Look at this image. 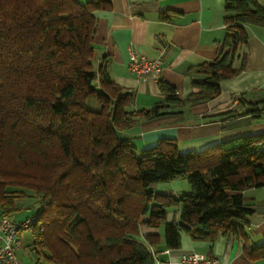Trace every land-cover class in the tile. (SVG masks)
Wrapping results in <instances>:
<instances>
[{
  "label": "trees",
  "instance_id": "obj_1",
  "mask_svg": "<svg viewBox=\"0 0 264 264\" xmlns=\"http://www.w3.org/2000/svg\"><path fill=\"white\" fill-rule=\"evenodd\" d=\"M108 0H0V216L35 200L39 227L33 249L46 264H157V234L134 237L140 224H163L165 246L237 236L251 259H264V241L245 243L242 191L264 185V134L231 138L203 150L178 153L161 139L137 151L117 136L164 104L132 110V93L94 66L96 17ZM164 20L167 15L162 16ZM226 36L214 61L200 66L198 91L180 100L159 79L166 103L196 104L219 94L220 82L246 68L233 60L246 44L244 25L264 27L256 0H226ZM95 97L99 108H87ZM247 112L258 114L257 103ZM238 111L222 116L234 118ZM186 177L190 190L156 193L151 185ZM181 206L178 222L166 209Z\"/></svg>",
  "mask_w": 264,
  "mask_h": 264
},
{
  "label": "crops",
  "instance_id": "obj_2",
  "mask_svg": "<svg viewBox=\"0 0 264 264\" xmlns=\"http://www.w3.org/2000/svg\"><path fill=\"white\" fill-rule=\"evenodd\" d=\"M85 3L88 0H75ZM109 9L94 12L95 69L103 62L113 82L132 93L130 109H150L164 104L159 114L139 116L128 128L118 129L117 136L129 141L137 151L154 146L161 139H173L178 153L203 150L222 141L249 134H264V27L244 25L246 44L233 60L239 69L243 56L246 68L220 82L219 94L196 104L166 103L159 79L174 87L180 100L185 101L198 91L194 83L205 75L200 66L216 59L226 36L224 4L226 0H108ZM264 7V0H256ZM166 14L167 19L162 16ZM147 58H154L164 48L159 79L147 77L138 80L130 72L128 47ZM249 103H257L258 114L247 112ZM238 111L234 118L222 116L227 111ZM156 193L180 194L190 190L186 177L151 185ZM244 203L250 212L246 215L245 243L249 247L264 241V185L242 191ZM29 200V203H28ZM20 203V210L36 207L28 197ZM37 209V207L35 208ZM19 210V211H20ZM17 213V212H16ZM13 213L11 218L22 220L33 214ZM181 206L166 209L165 222H178ZM1 217V216H0ZM32 231V230H31ZM157 234L153 246L157 264H179L180 256L199 252L219 259L220 264H264V259H251L243 252L244 241L237 236H218L214 241L194 240L180 233V247L165 246L163 224L152 227L140 224L134 237L145 241L146 235ZM24 231L20 234V260L24 264H46L37 252L22 249ZM18 256V255H17ZM27 259V261H24Z\"/></svg>",
  "mask_w": 264,
  "mask_h": 264
},
{
  "label": "built area",
  "instance_id": "obj_3",
  "mask_svg": "<svg viewBox=\"0 0 264 264\" xmlns=\"http://www.w3.org/2000/svg\"><path fill=\"white\" fill-rule=\"evenodd\" d=\"M128 54V67L136 79L143 80L147 77L159 79L164 48L154 58L137 54L131 46L128 47ZM36 227L40 228L37 215L34 213L22 220L9 216L0 217V264H24L17 256V249L21 246L19 237L26 229L32 230ZM179 264H220V261L203 253L187 252L180 256Z\"/></svg>",
  "mask_w": 264,
  "mask_h": 264
},
{
  "label": "rangeland",
  "instance_id": "obj_4",
  "mask_svg": "<svg viewBox=\"0 0 264 264\" xmlns=\"http://www.w3.org/2000/svg\"><path fill=\"white\" fill-rule=\"evenodd\" d=\"M94 67V66H93ZM86 106H87V108H89V109H92V110H96V109H98L99 108V103H98V101H97V99L95 98V97H89L88 99H87V101H86ZM28 203H29V200H28ZM36 207L34 206V207H29V208H27V209H21L20 211H18L16 214H19V213H21V214H23V215H21V216H24V214L26 213V212H28V211H34V210H36L35 209ZM11 217H12V215H11ZM14 219H17V217H15ZM24 241H25V244L23 243V247H24V249H22L23 251H25L26 253L27 252H30V251H34L33 249H32V247H33V241H34V235H33V233H32V231H31V229H26L25 231H24ZM22 252V251H21ZM21 252H18L17 253V255H18V257L20 258V255H22L21 254ZM24 261H27V259H24Z\"/></svg>",
  "mask_w": 264,
  "mask_h": 264
}]
</instances>
